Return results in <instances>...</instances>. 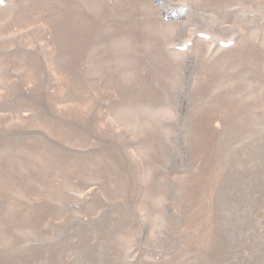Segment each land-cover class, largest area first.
<instances>
[{"label":"rangeland","instance_id":"obj_1","mask_svg":"<svg viewBox=\"0 0 264 264\" xmlns=\"http://www.w3.org/2000/svg\"><path fill=\"white\" fill-rule=\"evenodd\" d=\"M0 264H264V0H0Z\"/></svg>","mask_w":264,"mask_h":264}]
</instances>
